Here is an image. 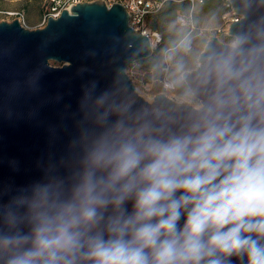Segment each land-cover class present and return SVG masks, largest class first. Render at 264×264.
<instances>
[{
	"label": "clouds",
	"instance_id": "9594fccd",
	"mask_svg": "<svg viewBox=\"0 0 264 264\" xmlns=\"http://www.w3.org/2000/svg\"><path fill=\"white\" fill-rule=\"evenodd\" d=\"M218 88L179 131L97 97L81 170L22 197L28 231L0 233L2 264H264V65L226 60Z\"/></svg>",
	"mask_w": 264,
	"mask_h": 264
},
{
	"label": "water",
	"instance_id": "95a60500",
	"mask_svg": "<svg viewBox=\"0 0 264 264\" xmlns=\"http://www.w3.org/2000/svg\"><path fill=\"white\" fill-rule=\"evenodd\" d=\"M230 2L239 20L230 23L228 34L245 43L233 46L211 36L200 65L183 73L202 107L219 91L224 61L264 65V52L255 50L264 45V0ZM153 52L149 37L134 30L120 2H78L36 30L18 19L0 22V233L28 231L20 204L34 187L74 182L92 139L103 131L104 109L95 103L103 93L130 106L131 114L163 113L175 122L173 131L199 114L202 107L163 93L153 102L138 94L127 69Z\"/></svg>",
	"mask_w": 264,
	"mask_h": 264
},
{
	"label": "rangeland",
	"instance_id": "374dc122",
	"mask_svg": "<svg viewBox=\"0 0 264 264\" xmlns=\"http://www.w3.org/2000/svg\"><path fill=\"white\" fill-rule=\"evenodd\" d=\"M87 0L85 2H95ZM103 1V0H101ZM174 2L179 12L192 15L193 25L183 26L174 17H170L171 7L165 8L158 14L149 17L146 24L153 28L157 24L162 33V42L154 49L153 54L146 59L138 60L127 69L128 76L136 86V91L144 99L153 102L157 94H165L177 103L187 102L195 108L203 106L187 82L183 73L193 71L199 65V58L204 51L211 36H217L225 44L235 45L237 37L226 32L218 33L217 29H225L232 18L237 15L229 9L226 0H209L205 4L195 6L183 1L166 0ZM106 4L115 3L116 0H104ZM52 4L49 0H0V22H13L17 16H7L4 11H21L25 14V28L36 30L44 28V18L50 12ZM60 66L58 62H52ZM165 80L174 84V88H166Z\"/></svg>",
	"mask_w": 264,
	"mask_h": 264
},
{
	"label": "built area",
	"instance_id": "2783aa9c",
	"mask_svg": "<svg viewBox=\"0 0 264 264\" xmlns=\"http://www.w3.org/2000/svg\"><path fill=\"white\" fill-rule=\"evenodd\" d=\"M49 1L50 4H52V7L50 9V12L46 14L43 24H47L48 18L50 16L54 18H59L64 9L67 8L70 10L73 4L75 5L78 2H85L87 0H49ZM176 1H183L195 6L196 4H205L209 0H176ZM226 1L229 9L233 10L230 0H226ZM116 2H120L126 7V9L130 14L131 26L134 28L135 31L147 35L150 39L152 48L155 49L162 42L163 36L159 29L148 26L146 24V20L149 17L158 14L163 9L166 0H116ZM111 5L112 3L108 4V6ZM4 13L7 16H17L21 24L22 25L25 24L24 12L6 10L4 11ZM191 17H192L191 14L186 15L184 13L179 12L176 16V20L183 26L189 27L190 25H193ZM236 20H239L237 16L235 18H232L230 23ZM230 23L225 29H221V28L217 29V32L222 33L229 30ZM165 87L174 88V84L169 80H165Z\"/></svg>",
	"mask_w": 264,
	"mask_h": 264
},
{
	"label": "trees",
	"instance_id": "16d2710c",
	"mask_svg": "<svg viewBox=\"0 0 264 264\" xmlns=\"http://www.w3.org/2000/svg\"><path fill=\"white\" fill-rule=\"evenodd\" d=\"M188 4V3H187ZM164 7L165 8H169V7H171L172 9H171V11H170V17H174L175 16V19H176V16H177V14H176V10H177V8L178 7H176V6H174V2L173 1H171V2H168L166 5H165V3H164ZM164 7H163V9H164ZM162 9V10H163ZM161 10V11H162ZM165 10V9H164ZM154 27L157 29V27H158V25L157 24H154Z\"/></svg>",
	"mask_w": 264,
	"mask_h": 264
}]
</instances>
